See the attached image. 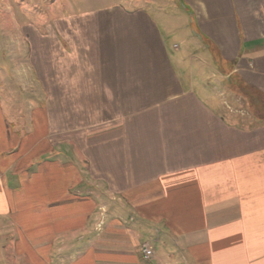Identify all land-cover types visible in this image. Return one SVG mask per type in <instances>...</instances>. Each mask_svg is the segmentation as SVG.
<instances>
[{"label": "crops", "instance_id": "obj_1", "mask_svg": "<svg viewBox=\"0 0 264 264\" xmlns=\"http://www.w3.org/2000/svg\"><path fill=\"white\" fill-rule=\"evenodd\" d=\"M183 2L195 71L129 5L0 56V264H264V0Z\"/></svg>", "mask_w": 264, "mask_h": 264}, {"label": "rangeland", "instance_id": "obj_2", "mask_svg": "<svg viewBox=\"0 0 264 264\" xmlns=\"http://www.w3.org/2000/svg\"><path fill=\"white\" fill-rule=\"evenodd\" d=\"M113 5L143 8L157 23V29L161 31L165 41L170 43L174 40L176 45L181 46V55L185 60V67L187 68L192 64L194 71L198 68L197 63L191 57L192 54H197V52L194 51L190 43H187V40L191 39L193 27H191L190 14L188 15L185 12L186 7L183 0H0V56H5L6 59L8 56L16 57V67H19L18 65L20 61L24 60L26 52L21 34V29H24L23 26L35 25L37 27V24H41V22H55L57 15H61V13L69 11L78 13ZM23 32L33 31L23 30ZM14 57L13 59H15ZM4 64L7 69L12 65L7 61L2 66ZM203 74L205 76V71H203ZM211 79L212 86L216 87L214 78ZM18 85L17 96L20 100L27 98L30 93L28 94V91L23 89V85ZM226 95L225 93L222 98L219 95L218 98L226 101L228 98ZM262 96L264 95L252 90L253 101L251 102H254V105L256 104L258 107H256V114L261 118L264 117V99ZM11 236V233L5 236L8 248L13 240V236L12 238ZM9 251L7 256L10 259L12 251L11 249ZM16 263L22 264V261L18 260Z\"/></svg>", "mask_w": 264, "mask_h": 264}, {"label": "built area", "instance_id": "obj_3", "mask_svg": "<svg viewBox=\"0 0 264 264\" xmlns=\"http://www.w3.org/2000/svg\"><path fill=\"white\" fill-rule=\"evenodd\" d=\"M142 254L144 258H149L152 255V251L146 245H144L142 247Z\"/></svg>", "mask_w": 264, "mask_h": 264}]
</instances>
